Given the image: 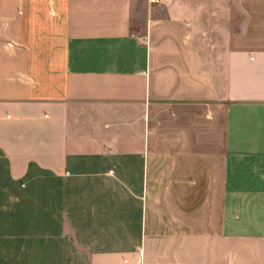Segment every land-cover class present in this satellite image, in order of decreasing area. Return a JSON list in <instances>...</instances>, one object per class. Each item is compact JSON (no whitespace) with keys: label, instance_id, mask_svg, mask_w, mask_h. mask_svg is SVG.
Listing matches in <instances>:
<instances>
[{"label":"crops","instance_id":"obj_1","mask_svg":"<svg viewBox=\"0 0 264 264\" xmlns=\"http://www.w3.org/2000/svg\"><path fill=\"white\" fill-rule=\"evenodd\" d=\"M0 264H264V0H0Z\"/></svg>","mask_w":264,"mask_h":264},{"label":"built area","instance_id":"obj_2","mask_svg":"<svg viewBox=\"0 0 264 264\" xmlns=\"http://www.w3.org/2000/svg\"><path fill=\"white\" fill-rule=\"evenodd\" d=\"M152 2H159L160 0H151Z\"/></svg>","mask_w":264,"mask_h":264}]
</instances>
